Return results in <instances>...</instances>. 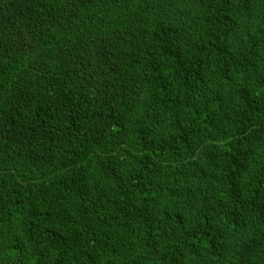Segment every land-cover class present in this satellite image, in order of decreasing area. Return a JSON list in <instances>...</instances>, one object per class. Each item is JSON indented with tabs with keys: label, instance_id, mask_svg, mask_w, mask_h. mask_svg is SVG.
Returning a JSON list of instances; mask_svg holds the SVG:
<instances>
[{
	"label": "trees",
	"instance_id": "obj_1",
	"mask_svg": "<svg viewBox=\"0 0 264 264\" xmlns=\"http://www.w3.org/2000/svg\"><path fill=\"white\" fill-rule=\"evenodd\" d=\"M0 264H264V0H0Z\"/></svg>",
	"mask_w": 264,
	"mask_h": 264
}]
</instances>
